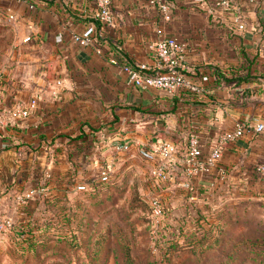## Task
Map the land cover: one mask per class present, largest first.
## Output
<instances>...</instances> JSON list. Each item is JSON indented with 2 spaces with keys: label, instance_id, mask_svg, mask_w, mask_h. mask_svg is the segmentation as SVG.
<instances>
[{
  "label": "crops",
  "instance_id": "crops-1",
  "mask_svg": "<svg viewBox=\"0 0 264 264\" xmlns=\"http://www.w3.org/2000/svg\"><path fill=\"white\" fill-rule=\"evenodd\" d=\"M165 1L168 20L147 0H110L113 23L102 27L93 0H0V25L14 34L9 66L0 74V110L39 96L26 119L0 130L7 144L0 150V190L33 187L46 171L43 202L54 213L76 195V184L96 179L102 162L116 157L117 175L135 167L148 172L162 161L150 152L156 144L182 154L194 134L204 157L237 120L264 123V0H233L228 9L216 8L214 0ZM164 35L185 46V73L200 92L169 95L118 75L120 64L155 71L150 46ZM120 143L129 150L115 156L112 146ZM178 156L167 178L153 180L157 188L149 185L164 199L171 193L184 201L188 214L217 187L239 200L264 201V184L253 172L264 163V132L226 143L215 165L197 175L188 176ZM42 203L32 201L13 215L37 214Z\"/></svg>",
  "mask_w": 264,
  "mask_h": 264
},
{
  "label": "rangeland",
  "instance_id": "rangeland-1",
  "mask_svg": "<svg viewBox=\"0 0 264 264\" xmlns=\"http://www.w3.org/2000/svg\"><path fill=\"white\" fill-rule=\"evenodd\" d=\"M13 47V28L0 25V74L9 66ZM149 184L157 188L150 171L135 167L66 199L54 213L43 202L37 214L21 220L13 215L15 230L18 224L26 228L20 236L14 230L0 239V264H264V201L239 200L236 193L217 187L186 215L184 201L171 193L164 199ZM150 197L158 199L160 217L152 215ZM1 209L8 214L5 205ZM190 224L206 229L217 224L222 233L213 248L200 250L191 244L210 232L192 231L196 228ZM172 238L177 242L169 243ZM243 238L242 245H233Z\"/></svg>",
  "mask_w": 264,
  "mask_h": 264
},
{
  "label": "built area",
  "instance_id": "built-area-1",
  "mask_svg": "<svg viewBox=\"0 0 264 264\" xmlns=\"http://www.w3.org/2000/svg\"><path fill=\"white\" fill-rule=\"evenodd\" d=\"M97 9L96 19L100 26L109 27L113 23V13L111 10L110 0H93ZM233 0H214V6L220 9H228ZM148 6L157 12L164 20L170 18V7L165 0H147ZM31 8V6H30ZM13 16H7V22L13 21ZM238 29H243V24L236 20ZM76 41L84 44L89 42V38L84 36H75ZM156 60L157 66L155 71L150 72L145 67L133 68L127 64H120L118 75L126 82L137 88H151L164 92L169 95L187 90L190 92H200L202 86L193 82L185 73L186 66V50L185 46L178 42L172 36H162L150 46ZM195 74V73H194ZM193 74V75H194ZM207 77L200 79L201 84H205ZM60 86V82L56 83V87ZM1 88V86H0ZM52 95H55L53 90ZM38 95H34L26 105L17 108H3L0 110V130L13 124L20 122L28 117L30 112L35 108ZM264 132L263 122H249L237 120L231 131L223 132L218 135L214 147L204 157L201 154V148L198 138L193 134L189 135L182 154L178 153L173 145L162 142L156 144L150 149L151 153L160 155L162 161L150 170L153 180L159 181L167 178L170 168L176 162V157L182 155L183 162L186 166V174L188 176L197 175L208 171L215 165L221 156L222 150L226 143L233 142L244 135H257ZM1 134V133H0ZM7 144L3 142L0 135V150H4ZM129 145L120 143L112 146V151L116 155L128 152ZM116 157L112 160L102 162L99 166L94 184L103 185L109 183L114 176L117 175ZM253 172L257 178L264 184V163H257L253 167ZM50 177L48 172H42L41 180L33 187L24 189H3L0 190V210L5 205L7 210L4 215L0 213V239L10 232L18 231L15 226L13 214L26 207L35 198L45 200L47 196L46 181ZM85 181L75 185L74 193L76 195L92 190ZM189 189H191L189 187ZM149 205L151 213L154 217H160L161 208L158 199L150 197ZM10 212V213H9ZM7 214V215H6ZM11 214V215H10ZM15 230V231H14Z\"/></svg>",
  "mask_w": 264,
  "mask_h": 264
},
{
  "label": "trees",
  "instance_id": "trees-1",
  "mask_svg": "<svg viewBox=\"0 0 264 264\" xmlns=\"http://www.w3.org/2000/svg\"><path fill=\"white\" fill-rule=\"evenodd\" d=\"M90 186H93V187H100V185H98V184H94L93 183V181H90L89 183H88ZM44 200H42V198H35L34 199V202H36L37 204L38 203H42ZM188 210H185V213H186V215H188ZM198 213V212H197ZM202 216H199L197 219H199V218H201ZM201 219H203V217L201 218ZM180 224H181V226L180 225H178V227H177V229H178V235L180 236L182 233H181V230H183L184 229V225L183 224H185V222H184V218H182L181 220H180ZM213 226V228H211ZM18 231H19V233L17 234V236H20V235H22L23 234V231H22V229L23 228H26V227H24V225H21V224H18ZM211 228V229H210ZM28 230V229H27ZM26 231V230H25ZM192 231H195V232H201V234H203L205 231L206 232H210V234H209V237L208 238H203V236L202 237H200V238H197L196 240H195V242H193L191 245L192 246H195L196 248H200V250H206V248L208 249V248H213L214 246L213 245H215L216 243H217V238H218V236L222 233L221 232V229H220V227H218L217 226V224H214V225H209V229H206V228H203L201 225L199 226V227H197L196 228V230H193L192 229ZM17 232V231H16ZM195 232H193L194 234H196ZM171 242H169V243H171V244H173V243H176L177 242V239H171L170 240ZM240 243L241 242H239V243H235L234 244V246L235 247H238L239 245H240ZM170 244V245H171ZM189 244V243H188ZM203 246H206L205 248H201V247H203ZM263 254L262 255H264V252H262Z\"/></svg>",
  "mask_w": 264,
  "mask_h": 264
}]
</instances>
